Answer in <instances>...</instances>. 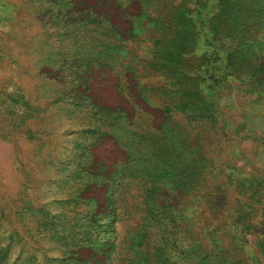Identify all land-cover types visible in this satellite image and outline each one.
Segmentation results:
<instances>
[{
    "label": "rangeland",
    "instance_id": "obj_1",
    "mask_svg": "<svg viewBox=\"0 0 264 264\" xmlns=\"http://www.w3.org/2000/svg\"><path fill=\"white\" fill-rule=\"evenodd\" d=\"M0 1L15 264H264V0Z\"/></svg>",
    "mask_w": 264,
    "mask_h": 264
},
{
    "label": "crops",
    "instance_id": "obj_2",
    "mask_svg": "<svg viewBox=\"0 0 264 264\" xmlns=\"http://www.w3.org/2000/svg\"><path fill=\"white\" fill-rule=\"evenodd\" d=\"M6 13H9V4L8 3L4 4L2 1H0V14L5 15ZM1 251H2V254L0 257V264H15V262H13V261H16V260H20V261L24 260V263H26L27 261L31 262V260L33 259L32 255H27V256L19 258V259L10 257L9 252H8L6 247H4V248L0 247V252ZM10 260L12 262H8ZM29 264H32V263H29Z\"/></svg>",
    "mask_w": 264,
    "mask_h": 264
}]
</instances>
